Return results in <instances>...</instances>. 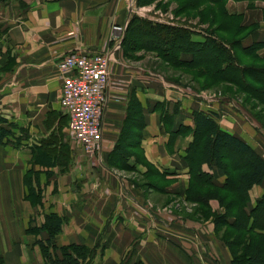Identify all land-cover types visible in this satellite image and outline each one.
<instances>
[{
    "label": "crops",
    "instance_id": "obj_1",
    "mask_svg": "<svg viewBox=\"0 0 264 264\" xmlns=\"http://www.w3.org/2000/svg\"><path fill=\"white\" fill-rule=\"evenodd\" d=\"M150 2L136 0V5L145 7ZM233 3L244 5L242 25L249 27L240 46L264 43V1L253 0L250 8H246L248 0H229L228 5ZM130 7L135 8V0H0V118L5 120L0 124L21 136L14 147L0 144V264H50L39 244L47 232L29 231V225L39 227L44 219L41 224L34 222L35 208L24 198L27 174L42 191L43 211L64 218L56 245L76 243L95 249L89 264H230L231 253L216 236L210 219L193 221L155 207L151 191L136 178L154 176V192L187 201L189 173L184 155L191 133L173 139L169 132L194 123L183 98L173 97L169 85L160 89L143 80L135 73V64L121 65L117 57L121 53H114L119 65H113L109 79L99 149L102 161L92 164L93 172L84 177L85 182L82 178L81 188L71 185L79 175L71 166L77 156L76 139L62 112L64 72L58 62L71 53L111 50L115 38L123 37L113 27L121 25L126 32L125 10ZM199 37L192 40L202 42ZM257 52L264 57V45ZM186 55L181 58L188 59ZM135 99L142 108L144 127L138 145L127 146L126 155L120 157L114 147L119 138L130 136L123 127ZM166 101L179 105L167 118L168 126L164 123L168 113L160 108ZM42 144L50 161L61 159L60 165H47L44 156L35 160ZM97 168L100 176L95 175ZM210 172L216 183L224 181L221 171ZM263 192L264 180L249 190L250 202ZM6 200L20 202V207L8 209ZM209 203L213 211H221L216 199ZM157 213L170 218L161 219ZM159 221L162 231L154 223Z\"/></svg>",
    "mask_w": 264,
    "mask_h": 264
},
{
    "label": "rangeland",
    "instance_id": "obj_2",
    "mask_svg": "<svg viewBox=\"0 0 264 264\" xmlns=\"http://www.w3.org/2000/svg\"><path fill=\"white\" fill-rule=\"evenodd\" d=\"M148 1L149 0H143L142 2L144 3ZM193 1L197 2L199 0ZM202 1L203 3L198 2L195 7L187 8L185 6L187 0H151L148 6L145 5V7H138L135 0V8L132 9L130 7L129 10H125V13H127V15L129 16L128 25L130 24V21L134 19L130 31H128V33H123V26L121 25H115L113 27V29L116 30V32H119V35L122 34L123 37L118 39L117 36V39L115 38L114 40V45L111 47V50L113 52L111 72L112 70H114L113 65H119V63L114 62V53H121V57L117 56L121 65H123L124 63L129 65L135 64V73L139 74L143 80H145L146 82L150 80L153 84H155V86L159 87L160 89L164 88V85H169L172 88V92H174L172 93L173 97H181L183 98L185 103L187 102L185 106H187L186 108L189 111L190 117H193V112L197 110L207 114L210 112L213 113L212 117L218 122L221 129H225L228 132L231 131L232 134H235L242 140H248L254 145V147H256V151L264 158V94H262L261 97L258 98L257 96H254L252 92L241 88L239 85H236L233 82L215 81L213 79L210 80L208 78V74H197V72H199V68H197L196 70L195 68H191L188 66L186 68L179 66L178 64H172L163 56L168 49V45H166L167 47L164 45L167 43L161 42L158 38L153 37V34L158 35L164 33L166 27H175L177 29L181 28L182 30H187V34L189 35L191 41H193L192 38H200L199 35L202 36L201 38L203 40H205L207 36H212L215 39H223L222 41L224 42V44L228 45L231 41L235 40V38H242V36L247 32L249 27L244 28L245 26L242 25V15L245 9L243 4L236 5L233 3L232 5H228L229 0H221L218 5L211 3L210 0ZM246 5V8H250L251 6H254V3H252V1H248ZM219 25L222 28L221 31L217 30ZM141 35H144V37ZM180 37H182L183 40V37L185 36H183L182 34V36L180 35ZM232 51L233 54H235V56L237 57L238 61L241 63L243 62L245 64L256 65L264 63V59L255 60L254 56L252 57L250 55H244L242 50H240V45H238L237 47H232ZM257 54L260 57L258 52ZM183 55L186 54H182V56ZM187 56L189 57V55H186V57ZM230 77L239 79L234 74H230ZM246 81L250 82L251 86L257 85L254 84V82L251 80ZM247 86L250 85L248 84ZM160 108L162 111H164V113L167 111V116L170 117L172 113H175V111L178 110L179 105L173 103V101H166L162 103ZM137 109L138 108H136V110ZM62 112L65 116L68 117V128L71 132V135L75 138L73 132L69 127V114L63 107ZM130 113L134 114L132 115V117L135 118V108L134 111ZM136 116V118L140 117L139 114H137ZM137 120L139 121V119ZM127 122L128 121H126L124 124L123 132H125V134L130 133L128 142H136L138 140L137 138L140 134L141 129H139L138 124L131 126L129 122L128 124L130 125L126 128ZM164 123L168 126V121ZM133 124H135V119ZM167 126L166 129H168ZM189 127L192 128L191 126ZM12 128L19 130V128L14 124L12 125ZM169 133L173 139L176 137V134L173 135V132ZM188 133L191 132H184L180 136L183 138ZM10 135L9 137H7V141L5 142L6 144H11L13 147L15 146L14 144H20L21 136L16 135L15 132ZM121 140L122 142H126V139L124 137ZM76 141L75 144L77 156H74V162L70 163L72 168L75 170H73V172H76L79 175H77V179L71 185L76 186L79 189L83 185V179L84 182L86 180L84 177H89L88 174H91L93 172L92 168L94 169V167L92 166V164H95L97 162L99 163V161L101 162L102 160L99 158V150L94 154L88 156L84 151L81 142L77 139ZM78 146L79 148L81 147L83 152L79 150ZM34 147L36 146H33V148ZM230 159L234 162L237 161L233 160L231 157ZM59 160L60 162L57 163V165H60L61 163V159ZM238 162L239 165L244 164L242 161ZM204 166L205 164L202 166V168ZM97 169V174L95 175L100 176L101 168ZM204 170L211 173V169L207 168ZM212 170L216 171V169ZM221 176L225 179L224 174H220V177ZM136 178L139 180V182H141L140 184L146 185L147 189L151 191L149 193L150 200L155 205V207H158L160 209L163 208L176 211L177 213H182L184 215H187L189 219L193 221L198 220L199 222H203L210 219L213 225L214 214H221L224 212V208L221 206V211L217 212L212 210V207L209 203V208L206 210V208H203L196 202L181 201V199L174 196H165L158 193L157 191L154 192V176H148L144 178L141 176H137ZM33 187L40 195L41 202L32 204V206L35 208V216L32 217L35 223H40L46 215V209L44 211L42 209V203L44 202L41 189L37 185H33ZM19 189L20 185L18 186L17 190L19 191ZM25 191L27 193V189ZM26 193L24 194V198L29 200ZM234 198V194L228 193V201H232ZM19 203L20 202H16L15 200H6L5 207L15 211L20 207ZM254 203L255 200L252 203L250 202L251 205H253ZM0 204H2L1 201ZM232 213H234V211ZM156 216H158L159 218L160 216H162L161 219L165 220H168L170 218L169 216H163L162 214H158ZM261 221L264 222V208L261 211ZM154 223L156 226L160 227L161 231L164 229L162 221ZM216 231V236L222 242L223 238L231 239L236 236L235 238L237 241H239L240 239V235H238L239 233L236 234L233 229L227 226L220 227ZM250 235L251 234L247 232L245 233L244 236L246 240L249 239ZM232 248L233 250L235 248V252L238 254L242 249V247L241 249H236L235 246H233ZM94 255L92 257H94Z\"/></svg>",
    "mask_w": 264,
    "mask_h": 264
},
{
    "label": "trees",
    "instance_id": "obj_3",
    "mask_svg": "<svg viewBox=\"0 0 264 264\" xmlns=\"http://www.w3.org/2000/svg\"><path fill=\"white\" fill-rule=\"evenodd\" d=\"M142 1L139 0V2L143 3ZM220 1L210 0L211 3L216 5ZM198 2L203 3L202 0L197 2L187 0L185 6L187 8L195 7ZM133 22L134 19L130 21L126 33L132 28ZM221 29L219 25L217 30L221 31ZM182 34L185 36L183 40L180 37ZM141 36L144 37V35ZM153 37L167 43L164 45H168V47L166 46L168 49L163 56L172 64H178L186 68L188 66L196 70L199 68L197 74H208L210 80L233 82L241 88L252 92L258 98L264 94V63L257 65L241 63L233 54L232 47L240 45L241 38H235L228 45L224 44L223 39H215L212 36H207L209 39L206 38L202 42H196L190 40L187 30L175 27H166L164 33L153 34ZM263 45L264 43H256L246 48L240 46V50H242L244 55L254 56L255 60H262L264 57H259L257 50ZM182 54L189 55L188 59L181 58ZM230 74L236 75L239 79L230 77ZM246 80H251L257 85L251 86L250 82ZM131 106L126 121L131 125L138 124L139 129L142 130L144 127L142 108L137 100H135V106ZM134 108L135 118L132 117L134 114L130 113L134 111ZM136 108L138 109L136 110ZM137 114L140 115L139 118H136ZM212 114L211 112L207 114L198 110L194 111L193 127L180 125L173 132L175 134L191 132L192 134V139L188 143L184 155L189 173L185 199L200 204L206 210L209 208V201L216 199L219 205L224 208L223 213L214 214L215 230L227 226L240 235L239 241L236 240V236L231 239L223 238V243L231 253L230 264H264V222L261 221V211L264 208V192L255 200L253 205L250 204L249 198V190L254 185L261 184L264 180V158L250 144L236 135L221 129ZM167 118L169 117L166 116L165 122ZM134 119L135 124H133ZM3 122L5 120L0 118V123ZM128 122L126 128L130 125ZM141 130L136 142H128V135L125 137L126 142H122V137L119 138L114 147L115 155L125 156L127 146H137ZM10 134V129L0 124V144H4ZM44 146L45 144H42V148H39L42 151L34 156L35 160L39 161L38 158L44 156L47 165L59 163L60 160L57 158L53 162L50 161L51 155L49 152H45ZM52 151H55V149ZM230 157L233 160H237L235 161L237 163L232 161ZM238 161H242L244 164L239 165ZM110 163L116 165L113 161ZM204 164L211 170L221 171L225 175L224 181L221 184L216 183L214 176L202 168ZM24 184L27 189L26 195L31 204L40 203L41 197L31 183L30 174L25 176ZM228 193L234 194L235 198L232 201L227 200ZM233 211L234 213H232ZM63 223V217L49 212L45 215L41 226H29V231L42 229L47 232L46 239L39 241V244L44 257L50 264H89L95 249L76 243L62 246L56 245L55 236L60 232ZM246 232L251 234L247 240L244 236ZM233 246L236 249H241L242 247L241 252L239 254L236 253L235 248L234 250L232 248ZM133 264L143 263L139 261Z\"/></svg>",
    "mask_w": 264,
    "mask_h": 264
},
{
    "label": "built area",
    "instance_id": "obj_4",
    "mask_svg": "<svg viewBox=\"0 0 264 264\" xmlns=\"http://www.w3.org/2000/svg\"><path fill=\"white\" fill-rule=\"evenodd\" d=\"M112 58L109 49L68 54L58 62L64 72L61 106L69 114L70 130L88 156L99 150L102 141Z\"/></svg>",
    "mask_w": 264,
    "mask_h": 264
}]
</instances>
